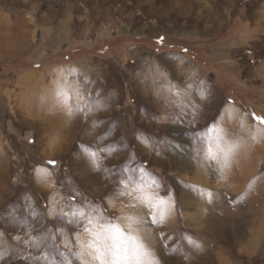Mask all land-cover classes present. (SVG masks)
Instances as JSON below:
<instances>
[{
  "label": "rangeland",
  "instance_id": "374dc122",
  "mask_svg": "<svg viewBox=\"0 0 264 264\" xmlns=\"http://www.w3.org/2000/svg\"><path fill=\"white\" fill-rule=\"evenodd\" d=\"M257 118L264 0H0V264H264Z\"/></svg>",
  "mask_w": 264,
  "mask_h": 264
},
{
  "label": "snow or ice",
  "instance_id": "6c2138e0",
  "mask_svg": "<svg viewBox=\"0 0 264 264\" xmlns=\"http://www.w3.org/2000/svg\"><path fill=\"white\" fill-rule=\"evenodd\" d=\"M259 121L264 124V118H257ZM49 165H55V160L48 161ZM117 232H119V229H116ZM115 239L110 233H106L104 236V240H110ZM105 247L107 250L111 253L113 257L116 258V264H119L121 260L124 261V264H129V257L136 259L138 257V252L133 248L131 250H122L121 245L119 243H116L114 246H109L105 244ZM137 264H139V261L137 259Z\"/></svg>",
  "mask_w": 264,
  "mask_h": 264
},
{
  "label": "crops",
  "instance_id": "0c3cea01",
  "mask_svg": "<svg viewBox=\"0 0 264 264\" xmlns=\"http://www.w3.org/2000/svg\"><path fill=\"white\" fill-rule=\"evenodd\" d=\"M204 105H205V103H204ZM229 109L232 110V106H228V108H227L226 110L229 111ZM219 119H220V120H218V121H220V122L222 123L224 117H223L222 115H220ZM233 121H234L233 117L230 116L229 118H226V119H225L224 123H226V124H232V123H234ZM85 238H87V236L84 237V239H85ZM80 242L83 244L82 241H80Z\"/></svg>",
  "mask_w": 264,
  "mask_h": 264
}]
</instances>
